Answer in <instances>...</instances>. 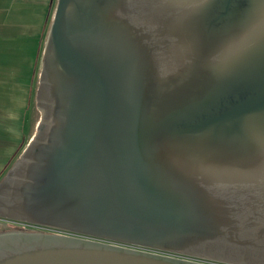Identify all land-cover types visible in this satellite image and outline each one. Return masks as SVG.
Returning a JSON list of instances; mask_svg holds the SVG:
<instances>
[{"label": "water", "instance_id": "95a60500", "mask_svg": "<svg viewBox=\"0 0 264 264\" xmlns=\"http://www.w3.org/2000/svg\"><path fill=\"white\" fill-rule=\"evenodd\" d=\"M34 104L0 264H264V0H56Z\"/></svg>", "mask_w": 264, "mask_h": 264}, {"label": "rangeland", "instance_id": "374dc122", "mask_svg": "<svg viewBox=\"0 0 264 264\" xmlns=\"http://www.w3.org/2000/svg\"><path fill=\"white\" fill-rule=\"evenodd\" d=\"M26 43L28 45L24 46L25 51L17 49L15 44L9 42H4V45L0 46V180L15 159H10L9 146H7L11 141L13 142L14 138H11V135L17 133L18 129L15 125L18 124L20 129L24 127L19 141H23L24 135L26 140L30 133L31 122L34 120L32 115L34 114L35 117L34 101L40 66L38 55L34 56L35 42ZM38 119L39 115L36 112L37 122ZM16 148L20 150L21 143ZM10 225L6 227L14 229ZM0 229L5 228L0 226Z\"/></svg>", "mask_w": 264, "mask_h": 264}, {"label": "crops", "instance_id": "0c3cea01", "mask_svg": "<svg viewBox=\"0 0 264 264\" xmlns=\"http://www.w3.org/2000/svg\"><path fill=\"white\" fill-rule=\"evenodd\" d=\"M55 2L56 0H0V46L4 45V42H9L15 44L17 49L25 51L24 46L28 45L26 42L34 41L36 44L34 56L38 55L40 66L43 44L47 37ZM32 117L34 120L31 122L30 133L26 140L24 135L23 141H19L20 133L24 131V127L22 126L23 128L20 129L18 124L15 125V128L18 129L17 133L11 135V138H14L13 142L11 141L7 145L11 155L10 159L17 158L33 136L37 124L36 111L35 117L34 114ZM7 135L9 136L10 133L8 132ZM20 143L19 150L16 147Z\"/></svg>", "mask_w": 264, "mask_h": 264}, {"label": "flooded vegetation", "instance_id": "af4514ba", "mask_svg": "<svg viewBox=\"0 0 264 264\" xmlns=\"http://www.w3.org/2000/svg\"><path fill=\"white\" fill-rule=\"evenodd\" d=\"M17 158H15L12 162L14 163V161L16 160ZM12 163V164H13ZM8 168H10V167H7V169ZM6 169V170H7ZM9 224L10 223H6V222H2V221H0V226L1 227H4L5 229H0V232H4V231H10L11 230V228H8V227H6V225L7 226H9ZM16 224H11L10 226H12V228H14V229H12V230H15V228L16 229H20L21 231H41L40 229H37V228H31V227H26V226H21V225H17V226H15ZM42 232V231H41ZM43 232H45V233H54V232H52V231H43Z\"/></svg>", "mask_w": 264, "mask_h": 264}, {"label": "built area", "instance_id": "2783aa9c", "mask_svg": "<svg viewBox=\"0 0 264 264\" xmlns=\"http://www.w3.org/2000/svg\"><path fill=\"white\" fill-rule=\"evenodd\" d=\"M11 224V223H10Z\"/></svg>", "mask_w": 264, "mask_h": 264}]
</instances>
